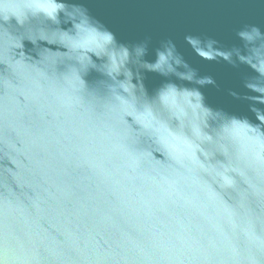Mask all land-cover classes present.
I'll list each match as a JSON object with an SVG mask.
<instances>
[{"label": "water", "instance_id": "1", "mask_svg": "<svg viewBox=\"0 0 264 264\" xmlns=\"http://www.w3.org/2000/svg\"><path fill=\"white\" fill-rule=\"evenodd\" d=\"M70 2L120 41L150 37L148 59L173 40L219 85L201 89L209 105L247 113L248 102L228 90L244 93L251 70L201 59L213 51L196 38L189 47L184 37L239 44L241 24L264 30V0ZM9 12L23 14L7 0ZM39 35H58L42 16L0 28V264H239L264 245V153L225 152L175 121L169 131L183 149L157 143L126 115H136L130 98L116 102L96 91V72L84 80L72 69L67 56L78 53L33 46ZM22 37L30 40L15 47ZM161 79L146 74L149 92Z\"/></svg>", "mask_w": 264, "mask_h": 264}, {"label": "clouds", "instance_id": "2", "mask_svg": "<svg viewBox=\"0 0 264 264\" xmlns=\"http://www.w3.org/2000/svg\"><path fill=\"white\" fill-rule=\"evenodd\" d=\"M11 2L23 14L5 15L7 0H0V28L10 24L23 28L42 16L44 24L58 33L56 40H48L46 35H39L36 40L22 37L15 47L22 48L29 39L33 46L44 43L48 51L55 48L66 55L78 53L67 56L73 62L72 69L78 76L82 72L83 79L90 72H96L98 78L90 85L99 93L102 90V95L109 94L113 101L130 98L136 115L132 112L126 115L132 116L140 134L182 150L184 145L169 131L170 123L175 121L181 130L191 129L199 140L214 142L225 152L243 148L252 157L264 153V30L261 25L241 24L234 30L239 44L229 48L219 46L220 41L211 36L186 34L184 37L189 47L196 38L205 51L209 48L213 51V55L201 59L217 63L223 60L233 68L244 65L251 70L253 74L243 81L244 93L228 90L233 98L248 102L247 113L236 114L206 102L201 89L208 85L219 89V85L213 76L200 75L171 39L161 41L153 49V58L148 59L150 37L131 44L120 41L82 4L70 0ZM35 30L44 32L45 28L38 25ZM147 73L162 78L160 87L151 92L144 83ZM141 97L145 99L143 105ZM239 264H264V245L250 249Z\"/></svg>", "mask_w": 264, "mask_h": 264}]
</instances>
